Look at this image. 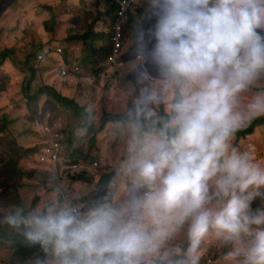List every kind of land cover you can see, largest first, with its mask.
Returning <instances> with one entry per match:
<instances>
[{
    "label": "clouds",
    "instance_id": "clouds-1",
    "mask_svg": "<svg viewBox=\"0 0 264 264\" xmlns=\"http://www.w3.org/2000/svg\"><path fill=\"white\" fill-rule=\"evenodd\" d=\"M143 16L133 35L139 87L118 122L126 197L98 195L83 209L63 195L20 203L3 222L38 246L35 264H199L210 231L232 245L233 264H264V163L254 146L233 143L264 117V0H146ZM112 30L106 62L116 77L129 45L124 32L112 57ZM36 129L43 146L49 135ZM70 163L84 168L69 179L89 177L97 162ZM181 232L186 245H173Z\"/></svg>",
    "mask_w": 264,
    "mask_h": 264
},
{
    "label": "rangeland",
    "instance_id": "rangeland-1",
    "mask_svg": "<svg viewBox=\"0 0 264 264\" xmlns=\"http://www.w3.org/2000/svg\"><path fill=\"white\" fill-rule=\"evenodd\" d=\"M12 2L13 0H0V53L8 50L7 57L0 59V67L4 66L3 74L0 70V224H3L4 227L7 225L2 222V210L7 214L12 206L19 202L34 206L38 198V203L51 198L63 202L61 195L76 198L77 201L84 199L85 201L80 204L83 208L95 200L98 195L116 200L124 199L127 195L128 183L116 176L121 161L125 157V144L119 134L118 121L110 122L98 134L89 133L88 135V131L81 127L80 119L84 118L83 115H78L80 118L76 117L68 106L65 108L58 106V108L51 103L52 101L46 103V100H42L39 103V108L35 110L34 106L37 102L32 103L28 96L42 86H54L52 83H47L50 73L54 76L52 80L54 84L71 89L76 97L103 96L102 101L89 104L95 107L100 117L106 114L123 115L132 104L134 90H138L139 87L134 79V68L141 62V59L136 55L133 35L135 25L144 19L143 14L138 18L135 11L126 26L125 33L128 38L126 43L129 48L122 60L129 66L126 69L127 73H123V71L117 73L120 79L117 82L112 79L99 80L95 78L93 76V73H96L93 70L95 63L89 58V55L84 53L86 50L82 43L66 39L83 33L86 29L84 31L81 29L92 22L87 13L69 15V12L57 11L58 6L65 2L67 5H71L73 11L77 12L78 9L73 7L74 0H56L54 4L52 0L49 3L54 7L52 6L53 9L47 8V11L35 0H32L35 5V13L32 10L28 11L30 3L27 1L20 13L4 16ZM43 10L45 12L41 13ZM20 15L24 17L18 20ZM51 17L55 18V24H52L55 26L52 30L49 29L51 28ZM46 27H48L47 30ZM14 32H17L18 37L27 36L28 38L22 41ZM107 34L110 35L109 29ZM39 37H42L43 41H32L33 38ZM12 40L16 47L10 50ZM72 42H75L76 46L73 47ZM57 48H61V53L55 52ZM38 55L43 57L42 61H37ZM99 59H104L98 63L102 64L101 70L105 72L110 68L106 62V56L102 54ZM76 64H78L77 67ZM80 66H83L84 69V81L81 80V75L77 71ZM64 67L67 68V74L61 77L57 71ZM124 75H130L133 79H125ZM25 81L29 83L28 90L25 91L23 87L22 93L21 87ZM83 85H86L90 91H82ZM97 88L99 89L97 90ZM78 89H80V93H77ZM59 94L62 95L61 92ZM108 96L115 97L114 101L108 100ZM72 101L84 114L85 108L79 106L74 99ZM41 109L54 112L50 124L64 137L65 156H71L72 159L85 163L96 161L99 164L96 169L90 171L89 177H85L82 181H74L68 176L61 177L57 170L56 174L49 173V177L45 178L43 167L31 171L20 164V159L24 154L23 149L33 148L38 142V138L33 136L35 134L30 129V123L32 124L34 116ZM88 112L91 117L94 116V110ZM39 113L41 114V112ZM92 120L94 125L97 123L95 126H98L100 120ZM233 143L242 150L254 146L257 160L264 163V126L257 128L253 134L246 138L237 139L234 136ZM65 161L64 158L63 162ZM14 165L16 166V173L13 175L15 179L11 181L10 175ZM65 170L67 169L65 168ZM30 178L32 179L30 180ZM6 228L8 236L0 241V251H3L0 264H35L37 258L41 257L38 246L30 247L26 241H23L24 238H21L20 233L8 225ZM211 233L212 237L209 236ZM207 236L209 239L200 248L199 264H233L228 259L232 245L225 242L214 231H210ZM9 238L14 239L12 244L9 243ZM185 242L186 237L181 232L178 234L177 243L181 246ZM17 245L25 247L24 249H31L32 252L26 254L23 248Z\"/></svg>",
    "mask_w": 264,
    "mask_h": 264
},
{
    "label": "trees",
    "instance_id": "trees-1",
    "mask_svg": "<svg viewBox=\"0 0 264 264\" xmlns=\"http://www.w3.org/2000/svg\"><path fill=\"white\" fill-rule=\"evenodd\" d=\"M27 1L30 3L32 0H27ZM108 1H109V3H108ZM21 2H22V0H13L12 4L9 6V9L7 10V12L5 13L4 16H7L8 14L14 15L16 13H20V11H21L20 8L23 7V5H21ZM105 2L107 4H106V8L104 10L103 9H101V10L90 9L89 11L80 10V11L75 12V11H66V10H62L60 8H57L62 13L69 12V15L70 14L73 15L75 13H77V15H80L82 13H87V15L89 16V18L92 22L85 25L86 28L84 26L83 31L85 29L86 30L81 34H77L76 36H73L70 38L67 37L66 39L68 41L76 40V41L81 42L83 47L86 50V53L89 55V58L94 62L103 61L104 59H99V56L102 54L107 57V54H108V51L110 48L109 47L110 35L107 34V30L109 29V31H111V29L113 28L114 22H115V18H116L114 11L117 10L118 5H116L113 2H110V0H106ZM50 21H51V28H49V29L52 30V29H54V26H55V25H52V24H55V18L51 17ZM98 23L102 24L103 32H101V31L97 32L94 30V28L96 27V25ZM45 29L47 30L48 27H46ZM99 42H100V44H98ZM7 54H8V50L2 51L0 53V59L1 58L4 59V57H7ZM10 54H11V52L9 51V55ZM3 69H4V66L0 67L2 74H3ZM0 76H1V74H0ZM28 85H29V83L27 81H25L24 85L21 87L22 93H23V87H24L25 91L28 90ZM43 96L49 98L51 101L56 103L58 106H64V107L68 106L70 109L73 110V112L76 115H79V116L83 115L84 116V114H85L86 117H84L83 119H80V121L82 122L81 127H87V124H85L84 122L91 123V119H90L89 115H87L86 113L82 114L79 107L76 106L72 100L60 95L52 87L42 86V87L38 88L36 90V92L29 94L28 98L32 103H35L37 100H39ZM24 97H25V95H24ZM29 108H31V106H29ZM41 110L39 112H41ZM39 112L34 116V120L40 119V113ZM122 118H123V115H114L113 116V115L106 114L104 120L105 121L112 120L115 122H117V121L119 122L120 120H122ZM262 126H264V117H261V118L255 120L249 127H247L245 130H242L241 132H239L235 136L237 139L246 138L248 135L253 134L257 128H260ZM30 129L34 132V134L38 138L42 137V133L39 130H37L36 128H34L31 125V123H30ZM23 150H24V154H23L22 158L20 159V164L26 166L31 171H33V170L35 171L39 167H43V169L45 171L44 172L45 178L49 177V173L56 174L57 170H58L59 174L61 175V177L65 178V177L70 175L69 173H67V170H65V168L67 169V166H68L67 163L68 162H74V161H81V160H74L71 158V156L65 162L53 161V160L48 159L47 157H44L43 159H41L42 158L41 157L42 155L40 154L41 150H42V143L41 142H37L33 148H24ZM36 165H37V167H36ZM15 167H16L15 165L12 166V172L10 175L11 181H13L15 179L13 176L16 173ZM84 175H79L77 177H73V175H71L70 179H72L74 181H77V180L82 181V179L85 178ZM31 179L32 178H30V180ZM84 201H85L84 199H80V200L76 201V204L80 205ZM17 204H20V202ZM17 204L15 203V205H17ZM81 208L83 209V207H81ZM5 213L6 212H4V210H2V217L3 218H4V216L7 215ZM6 227H7V225H6ZM6 227L3 230H6ZM0 232H1V230H0ZM209 236L212 237V233ZM209 236L205 237L202 244L209 239ZM21 238H23V236H21ZM23 241H25V240H23ZM18 247L23 248L22 246H18ZM24 248H23V250L25 251L26 254H30V251L32 252L31 249L28 250V249H24ZM40 255L43 256V253H40Z\"/></svg>",
    "mask_w": 264,
    "mask_h": 264
},
{
    "label": "crops",
    "instance_id": "crops-1",
    "mask_svg": "<svg viewBox=\"0 0 264 264\" xmlns=\"http://www.w3.org/2000/svg\"><path fill=\"white\" fill-rule=\"evenodd\" d=\"M52 2V0H48V1H44V0H35V2L37 3V4H39L40 6H42L43 8H45V11H47L48 9L47 8H52V6L54 7V5H52V4H50L49 2ZM25 2H27V0H22V2H21V5H24V3ZM56 2V0H53V4ZM145 2L146 1H144V0H141L140 2H139V4H138V6H137V9H136V12H137V17L139 18L143 13H144V5H145ZM106 2L104 1V0H74V3H73V7L74 8H77L78 9V11H80V10H84V11H89L90 9H99V10H101V9H105L106 8ZM35 5L32 3V1L30 2V5H29V7H28V11H33L34 13H35V7H34ZM58 8H60V9H62V10H66V11H73V9H72V7H71V5H67L65 2H63L62 4H60L59 6H58ZM20 9H22V8H20ZM53 9V8H52ZM44 10L43 11H41V13L42 12H45ZM57 11H59L58 9H57ZM56 12V11H55ZM28 13V12H27ZM47 13V12H46ZM26 16V15H25ZM23 17L24 16H22V15H20L19 17H18V20H20V19H23ZM103 26H102V24H100V23H98L97 25H96V27L94 28V30L95 31H100V29L102 28ZM82 31H83V29H82ZM15 34H16V36L18 37V34H17V32H14ZM34 36H36V35H34ZM18 38H20L22 41H25L28 37L27 36H20V37H18ZM29 40H30V38H29ZM31 41V40H30ZM32 41L33 42H38V41H43V38L42 37H39V38H33L32 39ZM31 41V42H32ZM79 42V41H78ZM11 44H12V46H10L9 47V49L11 50V49H14L16 46H15V44H13V40L10 42ZM71 44H73V47L74 46H76V43L75 42H72ZM98 44H100V42L98 43ZM22 45V44H21ZM46 53V52H45ZM38 56H40V55H38ZM37 56V57H38ZM43 60V57H41V59L39 60H37V61H42ZM129 65H127V67H128ZM127 67L125 68V70H123L125 73H127L126 72V69H127ZM136 68V67H135ZM135 68H134V70H135ZM81 70H83L84 71V69H83V66H82V69ZM100 72H102V70L100 71ZM114 75L115 74H113V72H112V70L110 69H107L105 72H103L100 76H97L96 74H95V76H96V78H98L99 80H102V78H104V79H112L113 81H114ZM85 75H84V73H82V75H81V79H85V77H84ZM75 77V76H74ZM117 76L115 77V80H117ZM124 78L125 79H130V80H132L133 79V77L132 76H130V75H124ZM54 79V76L52 75V74H48V79H47V83L48 84H53L54 86H52L58 93H62V95L63 96H65V97H67V98H69V99H74L75 100V102L79 105V106H83L84 108H85V113L86 112H88V111H92V110H94L95 111V113H94V116L93 117H91V114H90V119H91V123H88V122H84L85 124H87V127H82V128H85L88 132H87V134L89 135V133L90 134H98L99 132H101L104 128H105V126L107 125V124H109L110 122H113L112 120H108V121H105L104 119H105V116H102V117H100L99 116V114L97 113V110L95 109V107L93 106V105H89V104H92V103H94V102H99V101H102L103 100V96L102 97H99V96H87V95H84V96H79V97H76L75 95H74V93L73 92H71V89H67L66 87L65 88H63V87H61V86H58L57 84H54L53 82H52V80ZM70 84H71V82H70ZM72 85V84H71ZM80 90V89H79ZM82 91H84V92H88V91H90L88 88H87V86L86 85H83L82 86ZM77 93H80V91H77ZM70 97H73V98H70ZM114 99H115V97H111V96H108V100H110L111 102H113L114 101ZM42 100H46V103L47 102H51V100L49 99V98H47V97H45V96H43V97H41L40 98V100L38 101H36L35 103V110H37L38 108H39V103L42 101ZM53 105H55L56 107H58V105L56 104V103H53V101L51 102ZM60 107V106H59ZM58 107V108H59ZM63 108H65V107H63ZM49 112H50V110H49ZM51 113V118L49 119V121H48V123H51V120H52V118H53V115H54V112H50ZM48 114V111L46 110V109H42L41 110V114H40V119H42L43 118V120H45L46 119V115ZM75 116L76 117H78V115H76L75 114ZM84 117H86V115L84 114ZM80 118V117H79ZM92 119H99L100 121H99V124H98V126H95V125H97V123H95V125H94V123H93V120ZM81 124H82V122H81ZM81 129V128H80ZM107 132V131H106ZM34 134V133H33ZM33 136H35V138H37V136L36 135H33ZM23 146V145H22ZM24 147H28V146H24ZM22 165V164H21ZM38 200H39V198L37 199V202L35 203V204H37L38 203ZM0 230H1V234H0V241H2L3 239H6V237L8 236V233L6 232V230H3V229H5V227H4V225L3 224H0ZM7 229V228H6ZM177 239H178V235H177V237H176V239L172 242L173 243V245H176V246H180L178 243H177ZM14 239H10L9 238V243L10 244H12V241H13ZM1 243V242H0ZM205 243V242H204ZM204 243L203 244H201V247H203L204 246ZM184 245H186V242H185V244ZM201 253V252H200ZM199 253V254H200ZM2 256H3V251H0V259H2Z\"/></svg>",
    "mask_w": 264,
    "mask_h": 264
},
{
    "label": "built area",
    "instance_id": "built-area-1",
    "mask_svg": "<svg viewBox=\"0 0 264 264\" xmlns=\"http://www.w3.org/2000/svg\"><path fill=\"white\" fill-rule=\"evenodd\" d=\"M111 2L118 5L117 10L114 11V14L116 15V19L113 25V53L112 57L116 58L120 50L124 47V39H125V28L126 24L130 20V13L132 12V8L135 5L136 0H111ZM60 52V50H57ZM38 59H41V56L38 57ZM62 75H65L66 72L62 71ZM49 116V114L46 115V118ZM43 119H35L32 122V126L35 128H39L44 134L49 135V140L45 141L42 146L41 150V159L44 157H47L50 160L53 161H60L63 158V150H62V142H63V136L59 134L58 132H52L48 124H44ZM94 167H98V163L93 164ZM84 168L83 165L78 163H70L67 166L68 173H74ZM63 200L70 201L75 204V202L68 197L63 196Z\"/></svg>",
    "mask_w": 264,
    "mask_h": 264
}]
</instances>
